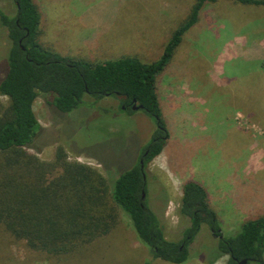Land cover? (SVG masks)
<instances>
[{"label": "rangeland", "instance_id": "1", "mask_svg": "<svg viewBox=\"0 0 264 264\" xmlns=\"http://www.w3.org/2000/svg\"><path fill=\"white\" fill-rule=\"evenodd\" d=\"M40 11L39 40L62 57L88 63L135 57L159 58L194 0H33ZM13 18V0H0ZM264 9L231 1L208 5L158 76L156 91L167 130L166 144L145 169L146 203L168 241L180 244L189 226L179 214L182 186H203L217 216L220 235H236L241 224L264 215ZM250 52V47H252ZM11 47L0 24V81ZM248 51V53H247ZM236 55V56H235ZM9 100L0 95V110ZM115 97L84 96L69 113L35 100L40 130L25 149L53 163L66 160L102 175L109 188L139 160L156 131L143 111L125 112ZM60 169L48 175L52 179ZM111 231L68 254L48 255L12 242L0 229V264H173L153 257L127 216L116 210ZM218 234L203 225L181 264H226ZM219 235V236H220ZM247 264H258L249 262Z\"/></svg>", "mask_w": 264, "mask_h": 264}, {"label": "trees", "instance_id": "2", "mask_svg": "<svg viewBox=\"0 0 264 264\" xmlns=\"http://www.w3.org/2000/svg\"><path fill=\"white\" fill-rule=\"evenodd\" d=\"M229 1L241 7H264V0H194L159 58L151 63L135 57L102 63L62 57L41 44L40 13L33 0H13L19 4L13 18L0 10V24L11 44L7 72L0 81V95L9 100L6 109L0 110V229L12 242L24 241L27 248L52 256L68 254L108 234L119 209L153 257L181 264L203 225L213 234L220 232L206 189L187 181L181 190L179 214L188 219L189 226L180 244L168 241L147 206L144 169L160 155L167 140L156 91L158 76L171 62L185 33L199 21L203 8ZM84 96L118 98L119 108L124 106L129 113L135 100L156 125L138 162L121 173L110 188L94 169L68 162L63 148L57 149L53 163L25 150L41 129L33 109L37 98L69 113ZM57 168L60 174L48 179ZM218 249L228 255L226 264L241 260L264 264V215L244 221L236 235L219 241Z\"/></svg>", "mask_w": 264, "mask_h": 264}, {"label": "water", "instance_id": "3", "mask_svg": "<svg viewBox=\"0 0 264 264\" xmlns=\"http://www.w3.org/2000/svg\"><path fill=\"white\" fill-rule=\"evenodd\" d=\"M15 6L18 8V7H19V4H18L17 2H15ZM21 50L23 51L24 48L21 47ZM131 109H132L133 111H138V110H142V109H143V106H141V105H137V104H136V101L133 100V101H132V107H131ZM140 164H141V168H143V167H144V165H143V160H140ZM144 196H145V194H144V192H142V198H143V199H144ZM220 238H222V236H221ZM237 263H238V264H247L248 261H247V260H241V261H237Z\"/></svg>", "mask_w": 264, "mask_h": 264}, {"label": "crops", "instance_id": "4", "mask_svg": "<svg viewBox=\"0 0 264 264\" xmlns=\"http://www.w3.org/2000/svg\"><path fill=\"white\" fill-rule=\"evenodd\" d=\"M255 8V7H254ZM256 8H258V9H264V7H256ZM39 10V9H38ZM39 13H40V11H39ZM42 19V17H41V14H40V20ZM40 25V24H39ZM5 28V27H4ZM6 29V28H5ZM39 29H40V27H39ZM7 31V30H6ZM40 33H41V29H40ZM261 46H262V49H264V44L262 43L261 44ZM254 48H253V46L252 47H250V52H254V51H252ZM255 50V49H254ZM247 53H248V51H247ZM262 54V56H263V59H264V51L261 53ZM236 56V55H235Z\"/></svg>", "mask_w": 264, "mask_h": 264}, {"label": "flooded vegetation", "instance_id": "5", "mask_svg": "<svg viewBox=\"0 0 264 264\" xmlns=\"http://www.w3.org/2000/svg\"><path fill=\"white\" fill-rule=\"evenodd\" d=\"M122 107V109L123 110H125L126 108L124 107V106H121ZM131 107H132V105H131ZM132 110V109H131ZM144 155H147V151H146V153L144 154ZM211 233H213L212 231H210ZM214 237H217V238H219V240H223V237L222 238H220L221 237V235L220 236H214Z\"/></svg>", "mask_w": 264, "mask_h": 264}]
</instances>
